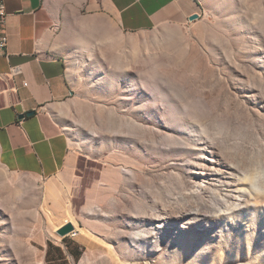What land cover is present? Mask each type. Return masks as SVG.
Listing matches in <instances>:
<instances>
[{
    "label": "rangeland",
    "instance_id": "374dc122",
    "mask_svg": "<svg viewBox=\"0 0 264 264\" xmlns=\"http://www.w3.org/2000/svg\"><path fill=\"white\" fill-rule=\"evenodd\" d=\"M190 17L82 31L61 171L0 165V264H264V0Z\"/></svg>",
    "mask_w": 264,
    "mask_h": 264
},
{
    "label": "crops",
    "instance_id": "0c3cea01",
    "mask_svg": "<svg viewBox=\"0 0 264 264\" xmlns=\"http://www.w3.org/2000/svg\"><path fill=\"white\" fill-rule=\"evenodd\" d=\"M4 2L9 44L7 56L0 57V165L44 179L59 174L70 151L57 117L74 96L67 55L73 44H88L82 31L116 26L141 32L164 21L182 22L192 13V0ZM58 196L47 189L42 210L50 212L49 200Z\"/></svg>",
    "mask_w": 264,
    "mask_h": 264
},
{
    "label": "built area",
    "instance_id": "2783aa9c",
    "mask_svg": "<svg viewBox=\"0 0 264 264\" xmlns=\"http://www.w3.org/2000/svg\"><path fill=\"white\" fill-rule=\"evenodd\" d=\"M6 6L4 0H0V57L7 56L9 37L6 31Z\"/></svg>",
    "mask_w": 264,
    "mask_h": 264
},
{
    "label": "water",
    "instance_id": "95a60500",
    "mask_svg": "<svg viewBox=\"0 0 264 264\" xmlns=\"http://www.w3.org/2000/svg\"><path fill=\"white\" fill-rule=\"evenodd\" d=\"M198 17H199L198 15H193V16H191V17L189 18V20H190V21H193V20H196ZM27 115H28V116H33V115H35V112H34V111L29 112ZM73 231H74L73 226L69 224V225H66L63 229L59 230L58 233H59L61 236H66V235L72 233Z\"/></svg>",
    "mask_w": 264,
    "mask_h": 264
},
{
    "label": "bare ground",
    "instance_id": "6f19581e",
    "mask_svg": "<svg viewBox=\"0 0 264 264\" xmlns=\"http://www.w3.org/2000/svg\"><path fill=\"white\" fill-rule=\"evenodd\" d=\"M43 220V219H42ZM43 222V221H42ZM45 222V221H44ZM43 224L41 223V226H40V230H42L43 229ZM55 230V229H54ZM53 230V231H54ZM59 230H61L60 228L58 229V232H59ZM83 230V229H82ZM82 230L81 231H78V230H76V228H75V232H73L72 233V236H74V237H78L79 236V233L80 232H82ZM56 232V231H55ZM33 235V234H32ZM25 253H27L28 254V256L30 257V258H32V260L33 259H35V256L36 257H38L37 256V253L35 254V252H34V250L31 248V247H26V245H25ZM38 264H42V262H38Z\"/></svg>",
    "mask_w": 264,
    "mask_h": 264
}]
</instances>
